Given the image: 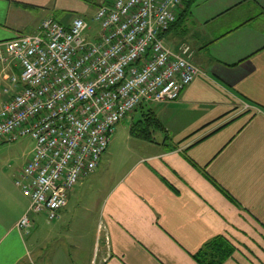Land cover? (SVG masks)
<instances>
[{
    "label": "crops",
    "instance_id": "0c3cea01",
    "mask_svg": "<svg viewBox=\"0 0 264 264\" xmlns=\"http://www.w3.org/2000/svg\"><path fill=\"white\" fill-rule=\"evenodd\" d=\"M111 1L0 0V43L35 33L46 18L87 22L89 5L93 14ZM176 19L164 43L172 51L188 43L204 76L156 106L161 141L139 140L146 153L101 183L107 147L56 220L34 215L28 233L16 229L28 200L14 180L33 143L21 150L27 137L0 141L8 143L0 147V264H198L192 256L217 236L234 247L222 264H264V0H185ZM13 74L16 65L0 63V108ZM244 103L252 109L242 112ZM76 199L83 212L97 206L90 229L73 214Z\"/></svg>",
    "mask_w": 264,
    "mask_h": 264
},
{
    "label": "built area",
    "instance_id": "2783aa9c",
    "mask_svg": "<svg viewBox=\"0 0 264 264\" xmlns=\"http://www.w3.org/2000/svg\"><path fill=\"white\" fill-rule=\"evenodd\" d=\"M185 0H113L96 8L98 25L74 18L62 26L44 19L33 34L0 43V63L14 64L0 108V141L27 137L30 160L14 180L28 200L16 224L58 218L68 193L97 168L117 125L139 105L175 102L196 77L193 50H170L162 35ZM11 90V91H10ZM252 108L241 105V111Z\"/></svg>",
    "mask_w": 264,
    "mask_h": 264
},
{
    "label": "rangeland",
    "instance_id": "374dc122",
    "mask_svg": "<svg viewBox=\"0 0 264 264\" xmlns=\"http://www.w3.org/2000/svg\"><path fill=\"white\" fill-rule=\"evenodd\" d=\"M91 1V0H90ZM96 3L98 1H95ZM93 5H89L88 11L86 13L88 17V25L90 26V31L87 33V35L90 38H93L96 33L98 32V25L92 20L93 14L92 9ZM157 104H146L143 103L139 105L134 111H132L128 116L123 119L119 125L116 127L115 133L112 135L108 150L106 154L101 158V164L97 170L98 175H100V182L104 181H112L115 176L120 175L123 173L124 170H126L132 163H134L140 156L144 155L146 153V149L141 146L145 145L142 144L139 140L134 139L130 136L129 130L130 127H132L137 120H139L148 110L154 112ZM171 136V135H170ZM152 137L156 141H161V139L164 137L163 132H158L157 130L153 132ZM21 145L19 146V149L23 150L26 147H29L32 145V141L28 138H21L20 140ZM23 142V143H22ZM32 142V143H31ZM8 143L0 144V147L5 146ZM17 150V149H16ZM92 176V175H91ZM90 176V177H91ZM92 178H87L84 183H90L88 182ZM87 187L84 188V192ZM82 191V190H80ZM72 201V200H71ZM77 199L71 202L73 208V214L78 217H82V215L85 216V225L87 224L88 229L91 228L92 220L94 218L97 219V206L95 205L94 213L91 209V202L89 204L90 211H82L77 206L76 203ZM83 213V214H82ZM34 216V215H33ZM32 216V217H33ZM36 219L41 218L39 215H35ZM88 219V220H87ZM42 221V218H41ZM41 227V226H40ZM38 232V225L36 224V227L32 232L35 233Z\"/></svg>",
    "mask_w": 264,
    "mask_h": 264
},
{
    "label": "trees",
    "instance_id": "16d2710c",
    "mask_svg": "<svg viewBox=\"0 0 264 264\" xmlns=\"http://www.w3.org/2000/svg\"><path fill=\"white\" fill-rule=\"evenodd\" d=\"M156 130L164 131L165 129L154 112L148 110L130 127L129 134L134 139L151 143L154 142L152 134ZM164 143L163 141L162 145ZM172 148L171 146L170 149ZM233 252L234 247L222 236H217L204 243L192 257L198 264H222Z\"/></svg>",
    "mask_w": 264,
    "mask_h": 264
}]
</instances>
